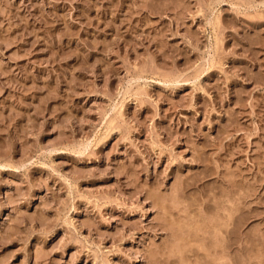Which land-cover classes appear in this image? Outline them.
<instances>
[{"label":"rangeland","instance_id":"obj_1","mask_svg":"<svg viewBox=\"0 0 264 264\" xmlns=\"http://www.w3.org/2000/svg\"><path fill=\"white\" fill-rule=\"evenodd\" d=\"M0 264H264V0H0Z\"/></svg>","mask_w":264,"mask_h":264},{"label":"bare ground","instance_id":"obj_2","mask_svg":"<svg viewBox=\"0 0 264 264\" xmlns=\"http://www.w3.org/2000/svg\"><path fill=\"white\" fill-rule=\"evenodd\" d=\"M228 224V223H227ZM227 227V226H226ZM190 240V239H189ZM182 246L180 245V248H181ZM176 248H177V246H176ZM179 249V248H178ZM182 249V248H181ZM176 250V249H175Z\"/></svg>","mask_w":264,"mask_h":264}]
</instances>
